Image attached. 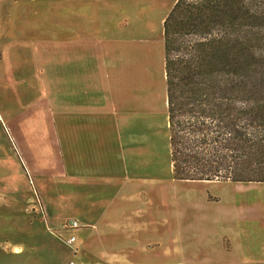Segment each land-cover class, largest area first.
<instances>
[{
    "label": "crops",
    "instance_id": "1",
    "mask_svg": "<svg viewBox=\"0 0 264 264\" xmlns=\"http://www.w3.org/2000/svg\"><path fill=\"white\" fill-rule=\"evenodd\" d=\"M42 12V17L57 18L41 23L36 17ZM111 14L97 11L91 0H0L1 40L40 30L46 34L38 37L46 40L39 46L42 54L57 55V109L52 120L59 160L48 163L54 166L55 199L50 210L41 203L43 214L54 218L66 205L80 220L85 234L80 245L86 252L76 264H264V207L253 214L252 209L230 208L228 225L215 222L207 230L195 222L181 225L184 212L154 210L163 180L152 155L156 149L150 145L143 157L140 136L136 138L125 123L136 118L125 113V100H132L130 93L140 99L143 74L153 65L163 67L154 86L156 95H162L166 123L164 49L161 42L155 48L145 33L127 32L120 10ZM137 101L141 109L142 100ZM169 164L172 171L171 159ZM58 175L69 176L68 182ZM256 183L262 184L252 186H264ZM71 254L69 246L62 256L57 252V264L72 260Z\"/></svg>",
    "mask_w": 264,
    "mask_h": 264
},
{
    "label": "rangeland",
    "instance_id": "2",
    "mask_svg": "<svg viewBox=\"0 0 264 264\" xmlns=\"http://www.w3.org/2000/svg\"><path fill=\"white\" fill-rule=\"evenodd\" d=\"M91 2L97 11L105 9L112 12L111 16L120 10L124 13L127 32L145 33L153 39L151 43L155 48L161 42L164 49L163 20L176 0ZM52 12L56 14L57 9ZM42 15L43 12L36 17L41 23L57 18ZM18 34L22 36L0 39V264H57V252L60 256L68 246L75 255L71 254L72 260H67L66 264H76L77 257L86 252L80 245L85 235L80 220L72 216L73 212L66 205H62L58 212L56 210L54 218L45 217L40 206L44 204L48 210L54 208V166L48 163L55 158L59 160L52 120L57 109V55L48 52L44 56L40 51L39 46L46 40L38 37H45L44 32L39 30L35 34L27 30ZM142 42L138 41V44ZM161 70L163 67L153 65L148 73L143 74L146 76L141 82V109L135 104L140 100L139 94L130 93L132 100H125V113L136 116L135 120L125 123L127 128L135 130L136 138L140 136L143 157L150 145L156 149V154L152 155L157 158L158 178L163 180L159 181V197L155 200L154 210L156 207L162 213L171 209L178 214L184 212L187 217L181 225L186 221L195 222L205 230L216 223L228 225L230 208L252 209V214L256 210L262 212L264 206L260 199L264 186H252L262 183L172 178L167 118L165 116L164 123L162 95H156L158 92L154 86V81L162 76ZM135 77L137 82L139 77L136 74ZM146 81L150 82L145 85ZM148 84L150 86L145 87ZM65 155L68 158V154ZM58 178L63 182L69 180V176L58 175ZM66 197L63 198L65 203L68 194ZM215 216L220 218L214 221ZM72 221H77L78 226L69 228ZM72 236L74 240L69 243Z\"/></svg>",
    "mask_w": 264,
    "mask_h": 264
},
{
    "label": "trees",
    "instance_id": "3",
    "mask_svg": "<svg viewBox=\"0 0 264 264\" xmlns=\"http://www.w3.org/2000/svg\"><path fill=\"white\" fill-rule=\"evenodd\" d=\"M163 41L173 178L264 182V0H176Z\"/></svg>",
    "mask_w": 264,
    "mask_h": 264
},
{
    "label": "built area",
    "instance_id": "4",
    "mask_svg": "<svg viewBox=\"0 0 264 264\" xmlns=\"http://www.w3.org/2000/svg\"><path fill=\"white\" fill-rule=\"evenodd\" d=\"M75 226H77V224H76V221H72L70 224H69V228H72V227H75ZM73 240H74V237L72 236V237H70L69 239H68V242L69 243H71V242H73ZM71 264H73V262H70Z\"/></svg>",
    "mask_w": 264,
    "mask_h": 264
}]
</instances>
